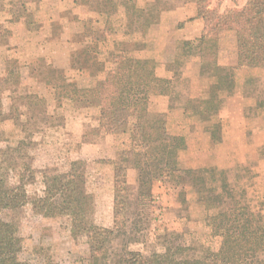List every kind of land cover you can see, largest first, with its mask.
Here are the masks:
<instances>
[{
	"label": "rangeland",
	"instance_id": "obj_1",
	"mask_svg": "<svg viewBox=\"0 0 264 264\" xmlns=\"http://www.w3.org/2000/svg\"><path fill=\"white\" fill-rule=\"evenodd\" d=\"M137 2L95 0L93 12V0H0V172L9 187L23 186L30 201L0 219L18 228L24 240L21 259L28 264H117L126 251L171 250L178 259H201L208 249L217 251L222 241L212 233L211 217L245 208L264 225V126L259 121L254 136L250 124L252 118L264 121V68L238 67L235 32L228 31L218 42L217 66L201 71L198 80L185 77L191 57L199 55L203 20L195 18L197 3L203 10L225 13L242 8L246 0H170L173 8L185 7L194 15L162 20L164 24L145 19ZM130 15L143 20L134 24L123 19ZM190 33L198 37L187 40ZM143 46L142 53H151L157 62V76L171 80L168 96L150 100V124L178 109L168 129L189 144L178 159L185 173L158 178L150 191H142L138 170L129 167L127 188L119 194L115 212V166H125L121 152L130 147V130L100 133L99 107L74 98L71 90L93 84L85 54L109 67L121 48L139 57ZM172 47L175 53L164 55ZM211 60L215 58L206 63ZM224 81V99L212 120L221 124V132L212 141L204 131L210 139L205 143L182 110L200 108L214 92L217 97V84ZM236 95L245 98L244 107L225 104ZM241 115L245 123L239 122ZM189 150L196 151L194 156ZM73 162L82 164L85 188L93 197L91 219L114 231L107 257L99 263L90 258L87 238L73 235L69 218L46 217L31 204L44 195L46 178L68 171ZM130 169L134 175L128 176Z\"/></svg>",
	"mask_w": 264,
	"mask_h": 264
},
{
	"label": "trees",
	"instance_id": "obj_2",
	"mask_svg": "<svg viewBox=\"0 0 264 264\" xmlns=\"http://www.w3.org/2000/svg\"><path fill=\"white\" fill-rule=\"evenodd\" d=\"M197 5L195 18L203 20L197 40L202 72L217 66L218 42L222 33L228 31L235 32L238 67L264 68V0H246L242 8L225 13L203 10L200 2ZM21 17L24 18L25 13ZM145 49L139 47L140 56L134 57L126 47L121 48L109 67L85 54V64H91L93 84L88 88L73 86L71 90L74 98L87 105L96 103L99 107L100 133L114 135L130 130V147L121 152L125 166H115V212L118 196L127 188L129 167L138 170L142 191H150L158 178L185 173L178 167V159L179 153L189 146L186 138L171 134L168 121L163 117L150 124V100L168 96L171 80L157 76V62L151 54L142 53ZM210 58L215 60L207 64L206 60ZM225 85V81L217 84L218 96L215 97L214 92L203 100L200 108L182 110L187 118L193 119V125H196L193 131L199 136L204 131L209 133L212 141H216L221 132V124L212 120L223 102L224 96L221 95L225 92L222 90ZM3 154L0 148V163ZM191 172L192 175L196 173ZM46 179L44 195L31 202L33 209L44 212L46 217L69 218L73 235L87 238L91 260L99 263L105 259L114 231L97 226L91 219L93 197L86 191L82 164L73 162L68 171ZM29 203L24 187H9L0 172V215L20 211ZM209 226L213 235L222 241L217 251L208 249L201 259H178L171 250L149 254L126 251L117 264H264V259L260 258L264 252V225L255 214L237 208L235 215L225 212L211 217ZM23 249L24 240L15 224L0 219V264H28L21 259Z\"/></svg>",
	"mask_w": 264,
	"mask_h": 264
},
{
	"label": "crops",
	"instance_id": "obj_3",
	"mask_svg": "<svg viewBox=\"0 0 264 264\" xmlns=\"http://www.w3.org/2000/svg\"><path fill=\"white\" fill-rule=\"evenodd\" d=\"M156 1L155 0H138V2H137L138 6L137 7H138V9H140L143 12V17L145 19L149 18V20H160L161 23H162V20H187V18L189 19V17H191L192 14L194 15L193 11H189L188 12L185 9V7L182 8V7H178L177 6V7L173 8L170 5L171 2L169 4L167 2V1H170V0H160V1H158L159 3L156 2ZM92 4L94 5L92 10H93V12H96L97 11V7H96V11H94L95 10V5H96L95 0H93ZM154 9L157 10V11H155V14L153 16L152 14H153V10ZM190 12H191V14H190ZM103 14H105V16H107V17L109 15V14H107L105 12ZM107 17H106V20H109ZM123 19L124 20H129V21L135 20V22H136V20H143V18L140 19L139 16H131V15L130 16H125ZM162 24H164V23H162ZM168 24H169V27L167 28L168 29L167 32L170 33V29L172 31V28H170V23H166V26H168ZM161 28H164V26L161 25ZM174 31L175 30H173V33H174ZM188 35L189 36L186 37L187 40H191V39L193 40V39H196L198 37V35L193 36L194 34H191V33L188 34ZM166 39L170 43V39L169 38H166ZM166 45L168 46L167 43H166ZM169 47H170V45H169ZM172 48H171V50H168V48H167V50H166L167 52L164 55H168V54L172 55V54H174L175 53L174 52L175 48H173V49ZM160 52H163V51H160ZM191 61L193 62V64H192V66L190 67L189 70L185 71L186 72L185 73V77L192 78L193 80H195V79L198 80L200 78V72H201V59H200L199 55H197V56L195 55V57L193 55V59L191 57ZM243 73L248 74L249 72L246 71V70H243ZM250 73H252V72H250ZM245 103H246L245 102V98L242 97V96L239 98V96H237V95L234 96V97L227 98L226 101H225V104H227V106H231V105L237 104V106L241 105V107H244ZM175 111H178V109H171L170 111L167 110L166 119L168 121V125H169L170 121L171 122L173 121V119L177 120L176 116L174 117V113H173ZM181 113H182V111H181ZM178 116H179V113H177V117ZM230 119H231V117H230ZM239 120H240L239 122L245 123L244 115L239 116ZM259 121H261V123H263V126H264V121H262V120H258V119L252 118L251 121H250V124L252 126L251 130L253 131V135L254 136H255L256 131H257L254 128L257 126ZM175 125L178 127L181 124L178 121V122L175 123ZM233 127H234V129H236L237 124H235V126H234V123H233ZM235 131H237V130H235ZM186 134H189V133H186ZM199 134L203 138V140H205V143H210L209 136L206 133H199ZM238 135L239 136H237V137L242 136V132L241 133L238 132ZM196 136H199V135L196 133ZM235 137H236V135H235ZM241 146H243V145L241 144ZM241 146H238V147L240 148ZM189 153H190L191 156H194L196 151L189 150ZM130 173L132 175H134V169H130L128 171V176H130Z\"/></svg>",
	"mask_w": 264,
	"mask_h": 264
}]
</instances>
